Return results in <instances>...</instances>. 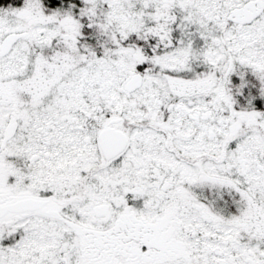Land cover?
Here are the masks:
<instances>
[{"label": "snow or ice", "instance_id": "obj_1", "mask_svg": "<svg viewBox=\"0 0 264 264\" xmlns=\"http://www.w3.org/2000/svg\"><path fill=\"white\" fill-rule=\"evenodd\" d=\"M0 264H264V0H0Z\"/></svg>", "mask_w": 264, "mask_h": 264}]
</instances>
